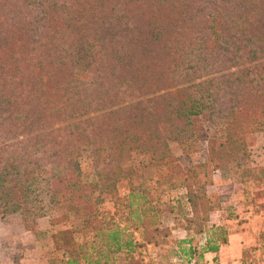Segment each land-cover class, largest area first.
I'll list each match as a JSON object with an SVG mask.
<instances>
[{
    "label": "trees",
    "instance_id": "1",
    "mask_svg": "<svg viewBox=\"0 0 264 264\" xmlns=\"http://www.w3.org/2000/svg\"><path fill=\"white\" fill-rule=\"evenodd\" d=\"M262 124L264 0H0V218L36 214L29 183L68 169L82 146H94L95 172L110 174L111 194L133 147L163 150V172L172 149L188 154L204 139L207 161L195 168L220 170ZM180 177L174 187L207 237L201 250L180 251L200 264L228 233L206 228L218 210L206 204L209 181L192 170ZM133 190L119 200L130 209L127 221L143 228L147 210L138 208L149 195ZM131 233L113 223L108 251H132ZM77 246L65 247L61 264H109L106 251Z\"/></svg>",
    "mask_w": 264,
    "mask_h": 264
},
{
    "label": "rangeland",
    "instance_id": "2",
    "mask_svg": "<svg viewBox=\"0 0 264 264\" xmlns=\"http://www.w3.org/2000/svg\"><path fill=\"white\" fill-rule=\"evenodd\" d=\"M206 147V142L201 139L193 143V151L188 154L172 149L174 158L167 156V161L173 159L176 163L166 162L175 169L172 176L169 167L166 169L170 171L156 170L158 158L162 157L161 162L166 161L160 154L163 150L156 145H153V150L146 149L144 144L133 147L122 162L120 177L125 180L119 183L117 192L110 194L107 187L110 174L95 172L94 146H82L73 153L76 159L68 164V169L50 168V174L29 183L28 202L41 209L36 214L15 212L0 218V238L10 241L8 248L17 257L22 254L18 250L30 244L28 240L35 235L41 241L36 246L38 253H43L50 264H61L65 247L77 252V243H84V249L89 248L97 255L100 249L106 251L111 258L109 264H193L194 261L189 263L184 259L185 253L180 248L185 247L187 251L191 245L201 250L207 237L201 226L195 227V216L191 215V208L183 198V189L174 187L182 183L180 176L185 177L192 170L198 174L200 183L209 181L206 186L210 195L207 207L230 212L235 222L243 221L251 214L260 216L264 212V124L252 134L249 142L240 146L235 157L225 155V161L231 163L220 170L212 171L211 166L207 169L195 168L198 166L195 162L202 164L207 161ZM63 184L67 187L58 194L55 189ZM133 187L134 190L143 187L149 195L147 206L138 208L147 210L143 228L127 221L130 209L119 200ZM73 199L78 200L79 211L70 208ZM137 200L138 197L135 198ZM71 205L76 206L73 202ZM217 211L210 218L214 227L221 216ZM84 220L87 221L84 223ZM113 223L121 227L129 226L132 251H108L106 233ZM252 223L255 225L256 221ZM257 225L260 226V218ZM101 226L102 230L95 235L93 231ZM180 227H186V230L182 231ZM257 228L249 229V233L253 234ZM210 238L216 239V236ZM51 239L56 240V246L52 245ZM183 239H189L191 243L179 245L178 241ZM198 240L201 242L194 245V241ZM243 258L247 264H263L264 236L256 244L244 246Z\"/></svg>",
    "mask_w": 264,
    "mask_h": 264
},
{
    "label": "crops",
    "instance_id": "3",
    "mask_svg": "<svg viewBox=\"0 0 264 264\" xmlns=\"http://www.w3.org/2000/svg\"><path fill=\"white\" fill-rule=\"evenodd\" d=\"M183 198L185 197L183 196ZM216 213H221V216L215 225L224 226L227 229V241L221 244L216 252H205L203 254V262H200V264H247L243 258L244 246L246 244H256L257 241H260V235L264 231V212L260 216H253L251 214L247 218H244L243 221L240 220L241 222H235V219H232L233 216H230V212L228 211L220 210ZM213 214H210L205 224L206 228L213 226L212 222H210ZM259 218L260 226L257 225ZM253 221H256L255 225H253ZM257 226L258 228L252 232L253 234H250L249 229L253 228L254 230ZM179 229L185 231L184 227H180ZM40 242L34 235V237L28 240L30 244L23 245L22 249L18 250L22 254L15 257L14 252L12 253L11 249L8 248L10 241L4 237L0 238V264H50L48 258L43 253H38L37 251L36 246Z\"/></svg>",
    "mask_w": 264,
    "mask_h": 264
}]
</instances>
